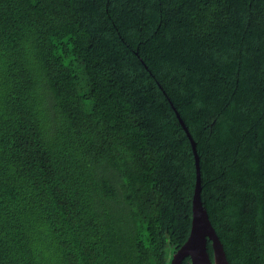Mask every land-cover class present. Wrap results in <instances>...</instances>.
Returning <instances> with one entry per match:
<instances>
[{"label":"trees","instance_id":"trees-1","mask_svg":"<svg viewBox=\"0 0 264 264\" xmlns=\"http://www.w3.org/2000/svg\"><path fill=\"white\" fill-rule=\"evenodd\" d=\"M169 101L228 263L264 264V0H0V264H172Z\"/></svg>","mask_w":264,"mask_h":264},{"label":"water","instance_id":"water-1","mask_svg":"<svg viewBox=\"0 0 264 264\" xmlns=\"http://www.w3.org/2000/svg\"><path fill=\"white\" fill-rule=\"evenodd\" d=\"M169 104L190 143L195 165V187L192 196V219L190 234L186 242L175 254L172 264H181L186 257L190 258V264H229L226 259L223 246L209 221L207 211L203 207L201 201L200 166L196 144L171 101H169ZM208 241L211 243L213 260L210 259V256L207 252Z\"/></svg>","mask_w":264,"mask_h":264}]
</instances>
